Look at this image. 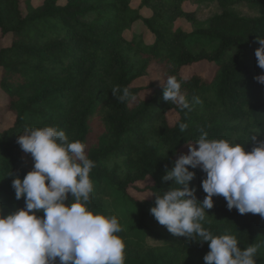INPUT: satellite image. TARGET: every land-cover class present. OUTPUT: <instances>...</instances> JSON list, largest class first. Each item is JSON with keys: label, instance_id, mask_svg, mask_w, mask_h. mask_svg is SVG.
I'll return each instance as SVG.
<instances>
[{"label": "trees", "instance_id": "obj_1", "mask_svg": "<svg viewBox=\"0 0 264 264\" xmlns=\"http://www.w3.org/2000/svg\"><path fill=\"white\" fill-rule=\"evenodd\" d=\"M184 1L141 0L134 8L132 0H44L23 13L20 0H0V33L12 39L0 48V88L8 97L0 105V121L6 112L14 116L0 129L4 215L25 206L12 188L14 178L28 173L17 153L18 136L25 127L56 126L84 142L96 164L90 173V210L106 215L100 191L110 188L140 211L139 223L127 231L134 238L118 234L126 245L125 264H205L207 242L170 233L162 245L151 247L136 231H148L156 221L150 213L155 193L173 184L162 177L188 154L200 129L210 139L236 138L246 151L264 140V84L255 79L264 74L255 57L258 37H264V0H216L221 12L195 21L190 32L173 28L186 15ZM238 3L257 6L259 15H235L230 8ZM202 65L211 66L212 73L201 72ZM152 71H157L155 82L135 85ZM169 76L182 82L189 109L163 99L162 83ZM116 86L129 89L124 102L113 96ZM170 110L176 114L172 123ZM179 123L188 124L183 133ZM189 170L195 173L189 187L203 201L206 173ZM213 200L204 227L235 235L242 248L259 245L256 264H264V218L229 210L222 196Z\"/></svg>", "mask_w": 264, "mask_h": 264}, {"label": "clouds", "instance_id": "obj_2", "mask_svg": "<svg viewBox=\"0 0 264 264\" xmlns=\"http://www.w3.org/2000/svg\"><path fill=\"white\" fill-rule=\"evenodd\" d=\"M258 44L255 57L264 69V37H258ZM255 79L264 84V74ZM162 86L165 101L189 109L180 80L169 76ZM112 94L119 102L130 96L128 88L119 86ZM193 99L200 103L198 97ZM178 127L183 133L188 124ZM200 131L195 143H189L188 154L166 169L162 180L173 181L175 187L155 193L150 213L170 233L207 242L205 264H256L259 245L242 248L235 235H216L204 223L214 196L224 197L229 210L264 218V140L246 151L236 138L210 139L207 131ZM17 143L31 154L34 167L23 179L12 181L16 199L24 198L25 206L8 215L0 206V264H125L126 245L118 235L123 228L117 217L89 208L94 191L90 173L96 164L86 152L87 145L71 140L56 126L25 127ZM189 166L206 173L203 201L189 187L195 176ZM69 194L71 202L66 203Z\"/></svg>", "mask_w": 264, "mask_h": 264}, {"label": "rangeland", "instance_id": "obj_3", "mask_svg": "<svg viewBox=\"0 0 264 264\" xmlns=\"http://www.w3.org/2000/svg\"><path fill=\"white\" fill-rule=\"evenodd\" d=\"M43 2L44 0H20V7L23 8V13H26L30 6L36 8L41 6ZM131 4L132 7L138 8L141 4V0H132ZM182 9L186 15L174 21L173 28H183L187 32L194 30L196 25L195 21L205 22L210 17L221 12L216 0H186L182 4ZM230 11L237 16L247 18H255L259 15V8L248 3L235 4L230 8ZM142 13L147 15L149 11L147 9H143ZM149 38L150 35L148 34L147 39ZM11 42L12 39L8 35H1L0 33V48L10 46ZM212 69L213 68L211 66L202 65L200 71L211 74ZM156 75L157 71H152L148 79H139L135 82V85L145 86L147 83H153L156 81ZM145 94L146 91L141 92V98H144ZM7 101V95L0 88V105H5ZM167 115L169 116L168 118L170 123H172V121L176 118V114L172 110H170ZM13 118L14 116L12 112H6L3 114L2 121H0V129L10 124ZM186 151H189V148H187ZM17 153L21 160L22 168L27 172L31 171L34 167V160L31 154L25 153L22 149H18ZM100 195L106 204V215H115L123 228V232L131 238H134V232L132 231L127 233V231L139 223L140 211L138 208L134 207L133 204L127 199L123 198L121 194L111 190L110 188L101 189ZM38 215L43 216V213H38ZM150 227V230L136 231V234L141 236L148 246L152 247L162 245L163 237L169 235L170 232L165 226L160 225L157 220L154 221ZM57 264H59L58 261Z\"/></svg>", "mask_w": 264, "mask_h": 264}]
</instances>
